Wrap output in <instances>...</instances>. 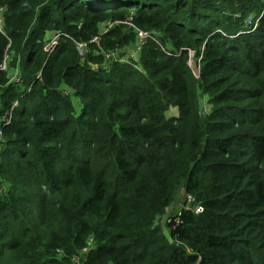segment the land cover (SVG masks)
I'll return each instance as SVG.
<instances>
[{
  "label": "trees",
  "instance_id": "16d2710c",
  "mask_svg": "<svg viewBox=\"0 0 264 264\" xmlns=\"http://www.w3.org/2000/svg\"><path fill=\"white\" fill-rule=\"evenodd\" d=\"M1 8L0 264H264V0Z\"/></svg>",
  "mask_w": 264,
  "mask_h": 264
},
{
  "label": "built area",
  "instance_id": "2783aa9c",
  "mask_svg": "<svg viewBox=\"0 0 264 264\" xmlns=\"http://www.w3.org/2000/svg\"><path fill=\"white\" fill-rule=\"evenodd\" d=\"M2 8L0 9V24H1V21H2ZM132 20V17L130 16V18L128 19V21L130 22ZM258 19L254 21V18L253 17H248L245 21V24L242 28V31L239 32V34H243V33H249V32H252L257 24H258ZM129 26H132L130 23H128ZM107 30V29H106ZM106 30H104L102 32V34L100 36H96L94 37L92 40H91V43H94V44H98L100 39H101V36L103 34L106 33ZM59 36L60 34L58 33H54L44 44L43 46V51L49 56L50 54H52L54 52V50L56 49L57 45H58V39H59ZM139 36L141 38V40L145 39L148 37L147 34H142V33H139ZM155 41V40H154ZM144 41L141 42V44H143ZM78 49H81V52L80 54L81 55H84L86 53V51L83 49V45L82 46H78ZM190 57H192V53L190 52ZM175 56H178L177 54H175ZM106 58L108 60H111V61H116V60H120V61H124V59H121V58H118L116 55H107ZM6 70V62L5 60L3 61V63L0 65V71H4ZM14 81L15 82H18L19 81V78L17 76L14 77ZM16 106V103L13 105L12 109ZM11 109V110H12ZM11 119H12V112L10 111L9 113L5 114V115H0V142L2 141V136H3V129L8 126L11 122ZM187 197V202L190 204V206L186 207V206H183L182 209L183 210H190V211H193L194 214H199L202 212V208L200 205H197L195 204V201H194V198L191 197V196H186ZM179 207H180V204H179ZM181 213L182 212H179L177 217L174 219V223L175 224H179V218L181 216Z\"/></svg>",
  "mask_w": 264,
  "mask_h": 264
},
{
  "label": "rangeland",
  "instance_id": "374dc122",
  "mask_svg": "<svg viewBox=\"0 0 264 264\" xmlns=\"http://www.w3.org/2000/svg\"><path fill=\"white\" fill-rule=\"evenodd\" d=\"M126 23H130V22H126ZM106 26H108V28H111L113 26V23H108ZM142 34H144V33H142ZM135 47H126L120 51V54L126 56L127 60H132L131 62H135L138 60V56L135 55L134 52H135V49L137 50V48L139 46L137 48H135ZM79 51L81 52V49H79ZM126 57L122 58V59L126 60ZM133 59H136V60H133ZM198 65H199L198 61L192 57V59L189 62V66H190V68H191V70L195 76L198 75V71H197ZM198 94H199V101H200V111H201L202 115L205 116L209 112V106L207 103L208 99H207V97L202 96L200 93H198ZM171 111H175V110H171ZM171 111L168 112V114H167L168 117H174V116H172ZM2 193H4V188L0 187V196L2 195ZM183 201H185L186 207L190 206V204L187 202V197L183 194V190L181 188L176 194L174 204L167 209V212H165V216L160 221V223L163 224L165 222V224H166L167 220L170 223L171 220L173 219L171 217H176V215L179 213L178 203H182ZM163 229H164L165 233L168 234L167 230L165 229V226L163 227ZM85 254H86V251H83L78 258L76 257L75 259L72 260L73 261L72 264H82V260L85 258Z\"/></svg>",
  "mask_w": 264,
  "mask_h": 264
},
{
  "label": "clouds",
  "instance_id": "9594fccd",
  "mask_svg": "<svg viewBox=\"0 0 264 264\" xmlns=\"http://www.w3.org/2000/svg\"><path fill=\"white\" fill-rule=\"evenodd\" d=\"M260 16H261V15H260ZM257 19L260 21L261 17H259V18H255L254 21L257 20ZM259 21H258V24H257L256 28H255L252 32H249V33H243V34L245 35V34H251V33L255 32V30L257 29V27H258V25H259ZM237 35H240V34L238 33ZM192 57H193V56H192ZM192 57L190 58V60L192 59ZM197 71H198V74H199V68H198ZM193 74H194V73H193ZM197 76H198V75H197ZM197 76H196V77H197ZM194 201H195V200H194ZM179 204H180L179 212H182L181 214H183V212H189V210L186 211V210H183V209H182V207L185 206V201H183L182 203H178V206H179ZM195 204H197V203L195 202ZM197 205H199V204H197ZM167 209H168V208L165 209V212H167ZM177 215H178V214H177ZM177 215H176V217H177ZM176 217H171V218L174 219V218H176ZM180 217H181V216H180ZM173 219L171 220V222L174 223V220H173ZM167 222H168V221H167ZM84 251H85V250H84Z\"/></svg>",
  "mask_w": 264,
  "mask_h": 264
}]
</instances>
